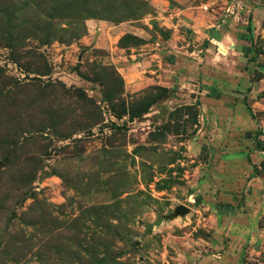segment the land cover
I'll return each mask as SVG.
<instances>
[{
    "label": "rangeland",
    "instance_id": "374dc122",
    "mask_svg": "<svg viewBox=\"0 0 264 264\" xmlns=\"http://www.w3.org/2000/svg\"><path fill=\"white\" fill-rule=\"evenodd\" d=\"M178 1L0 0V264H192L214 233L236 242L237 264H264V30L255 55L233 58L195 40L203 19L154 17ZM187 1L195 15L214 5ZM117 24L130 31L114 40ZM171 34L185 60L213 56V80L128 90L155 77L145 44Z\"/></svg>",
    "mask_w": 264,
    "mask_h": 264
},
{
    "label": "crops",
    "instance_id": "0c3cea01",
    "mask_svg": "<svg viewBox=\"0 0 264 264\" xmlns=\"http://www.w3.org/2000/svg\"><path fill=\"white\" fill-rule=\"evenodd\" d=\"M213 2V8L210 12L201 15H195V7L191 2L187 0H179L177 3L169 5L168 9L170 13L164 15L159 12L156 8H162L155 5V10L158 15L154 17L157 19L162 16L166 22L174 25L173 18L175 17V22L180 24V22L186 24L188 28H192L198 23L197 18L203 19L209 30L204 32L202 27H197L196 29H191L194 33L193 37L195 40L209 41L217 44L224 45L225 49L228 51L231 57L238 59L247 58L248 56L255 55L251 50L252 44L254 43V35H256L257 30L263 29L262 23L264 22V2L261 0H211ZM92 32V41L96 35V30L93 28L90 30ZM130 31L121 24L114 25V40L117 39L123 33ZM133 33H136L133 31ZM163 44V43H162ZM212 45V44H211ZM144 47V67L148 72L154 74V76H146L142 81L134 80L126 85V88L130 91H134L141 85H148L150 81L158 79L157 82L164 86L170 85L168 78L177 79L181 82V79H194L201 77L203 80L210 81L213 80V71L215 70V64H213V56H207L206 63L198 64L193 59L185 60L178 54L189 53L185 50V44L180 45L175 42L174 35L165 40L164 46H156L151 43H146ZM167 50L170 54L174 55V62L171 64H163L160 57L164 51ZM209 51L206 48L205 51ZM226 51V52H227ZM217 56L220 58L219 53ZM155 61L159 69H155L152 66V62ZM239 65L244 64L243 62H238ZM218 66V65H217ZM162 70H168L170 73L164 75ZM163 74V75H162ZM164 77H166L164 79ZM228 98L227 95L222 94L219 99ZM202 101V105L207 106L206 100L217 101L214 98H208L207 96L199 98ZM235 100V97H233ZM224 104V103H223ZM236 113L234 118H239V125H246L243 127H251L252 121L250 122L247 117H249L248 112L245 107L242 106L241 102L236 104ZM224 110V109H223ZM229 110V109H228ZM250 119V117H249ZM251 120V119H250ZM242 121V122H241ZM254 185H256V179H252ZM259 197V191L257 190L255 194L245 192L244 193V204L245 209H249V204L253 203V200H257ZM245 221V235L244 242H250L255 236V223L253 219H244ZM219 234H213L209 247L206 250L207 255L202 256L198 260L193 261L191 258V263L193 264H237L238 253L234 249L236 248V242L233 240L228 241V246L225 245L224 241L219 242L217 240ZM221 238V237H220Z\"/></svg>",
    "mask_w": 264,
    "mask_h": 264
},
{
    "label": "water",
    "instance_id": "95a60500",
    "mask_svg": "<svg viewBox=\"0 0 264 264\" xmlns=\"http://www.w3.org/2000/svg\"><path fill=\"white\" fill-rule=\"evenodd\" d=\"M178 210L181 211H186L185 209H183L182 207H179Z\"/></svg>",
    "mask_w": 264,
    "mask_h": 264
},
{
    "label": "trees",
    "instance_id": "16d2710c",
    "mask_svg": "<svg viewBox=\"0 0 264 264\" xmlns=\"http://www.w3.org/2000/svg\"><path fill=\"white\" fill-rule=\"evenodd\" d=\"M246 107H247V110L249 111V114H250V108L246 105Z\"/></svg>",
    "mask_w": 264,
    "mask_h": 264
}]
</instances>
